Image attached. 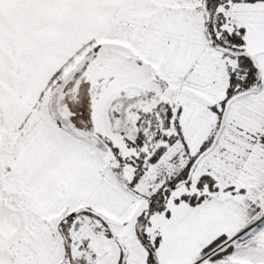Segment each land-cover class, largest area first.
<instances>
[{"label": "snow or ice", "instance_id": "obj_1", "mask_svg": "<svg viewBox=\"0 0 264 264\" xmlns=\"http://www.w3.org/2000/svg\"><path fill=\"white\" fill-rule=\"evenodd\" d=\"M0 264H264V0H0Z\"/></svg>", "mask_w": 264, "mask_h": 264}]
</instances>
